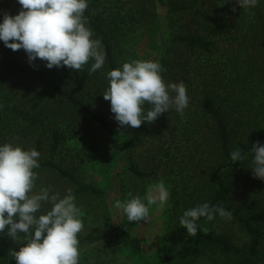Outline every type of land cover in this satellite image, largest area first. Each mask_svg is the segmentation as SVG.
I'll return each instance as SVG.
<instances>
[{
	"label": "rangeland",
	"instance_id": "obj_1",
	"mask_svg": "<svg viewBox=\"0 0 264 264\" xmlns=\"http://www.w3.org/2000/svg\"><path fill=\"white\" fill-rule=\"evenodd\" d=\"M164 1L101 0L93 12L108 25L117 68L134 60L158 61L165 86L183 84L189 97L183 114L173 110L155 124L120 126L110 111V101L103 98L109 87L105 62L94 72L90 70L94 60L79 71L54 67L51 78L55 82L72 90L110 121L112 132H107L52 92L41 104L42 115L28 113L29 98L38 91L35 84L0 71V144L11 142L27 150L35 148L39 160H52L79 183L97 190L75 195L84 224L78 234L79 264H165V257L179 251L184 234H173V227L183 207L174 202L191 200V195L196 204L206 202L208 175L222 163L214 122L200 106L204 95L215 99L217 108L228 119L234 144L264 128V13L259 11L264 0L247 10L236 0H206L199 4L223 21L222 34H217L210 23L185 14L172 15L169 22V7ZM9 2L12 9L14 3ZM216 7H224L225 11ZM175 36L202 37L210 43V52L184 49L173 41ZM145 107L151 106L146 103ZM144 128L155 130V134H148ZM53 134L58 136L59 145L51 156ZM251 167L248 159L235 173L226 169L220 174L230 189L231 208L257 203L255 209L246 208L244 215L264 209V182L254 177ZM131 168L146 176L136 175ZM36 173L37 192L50 187L63 197L68 189L73 195L77 189L52 170ZM159 183L168 187L170 197L165 206L149 209L148 222L129 224L122 212H114L115 201L140 198L145 202ZM50 208L51 204H44L37 215ZM260 229L261 246L257 255L249 257L251 264H264V227ZM202 234L228 238L242 251L247 250L250 241L233 218L218 214L205 221ZM23 243V235L13 241L7 228L0 233V264H16L12 251H19ZM178 259L182 260L172 264H243L248 258L225 256L205 243L201 255Z\"/></svg>",
	"mask_w": 264,
	"mask_h": 264
},
{
	"label": "clouds",
	"instance_id": "obj_2",
	"mask_svg": "<svg viewBox=\"0 0 264 264\" xmlns=\"http://www.w3.org/2000/svg\"><path fill=\"white\" fill-rule=\"evenodd\" d=\"M260 0H236L242 9L254 8ZM18 14H3L0 21V41L13 50L23 49L28 62L39 58L48 69L68 67L79 71L94 60L91 71L100 69L106 53L102 42L93 39L86 26L84 13L88 0H17ZM11 41V42H10ZM109 87L103 94L110 101V111L120 126L139 128L142 124H155L170 111L183 114L189 97L183 84L165 86L161 78V65L153 60L125 62L121 68L107 73ZM146 103L150 108H146ZM251 172L264 180V143L251 146ZM40 153L25 150L13 143L0 144V233L14 241L23 234L24 243L19 251H12L16 264H79L78 234L84 228L81 211L72 190L63 197L50 187L35 191ZM232 161L245 157L239 147L230 153ZM131 196V194H129ZM170 197L168 187L159 183L150 190L145 202L131 198L115 201L114 212H121L129 224L139 225L150 219L149 209L163 207ZM44 204L50 210L37 215ZM231 220V212L209 202L197 204L183 212L179 218L189 236L198 233L197 221H211L216 215Z\"/></svg>",
	"mask_w": 264,
	"mask_h": 264
},
{
	"label": "trees",
	"instance_id": "obj_3",
	"mask_svg": "<svg viewBox=\"0 0 264 264\" xmlns=\"http://www.w3.org/2000/svg\"><path fill=\"white\" fill-rule=\"evenodd\" d=\"M161 1L165 2L164 0ZM166 1L169 7L167 9V19L169 22H172V15L174 16L178 14H185L191 16L194 19L203 20L207 23H210L213 30L217 34L223 33V21L221 19H218L215 14H210L208 11L202 9V5H199L206 0ZM12 2L14 3V7L11 9V2H9V0H7V3H4V0H0V21H2L3 14L5 12L11 15L18 14L19 10L21 9V5L17 3V0H12ZM100 2L101 0H88V8L86 9L84 16L86 18V26L91 29L95 39H99L102 42L103 49L106 53L105 67L108 73L109 71L118 68L113 54L112 37L109 33L108 25L105 23V20L100 14H95L93 12V10ZM217 8H219L218 10L221 12L225 11L224 7H216V9ZM259 11L260 14L262 12L264 13V6H262ZM262 20L264 21V17L262 18ZM173 41L181 44L184 49H196V51L200 53L210 52V43L199 36H175L173 37ZM53 69L54 67L52 69H48L45 66L44 61L40 60L39 58H37V60L34 61L33 64H30L28 62L27 54L23 49L13 51L7 48L3 44V42L0 41V71L4 70L6 76L7 74L15 75L23 81L34 83L35 87L38 89L37 93L29 98L28 102L30 103V106L28 113L42 115L43 108L41 104L45 100L46 96L50 92H52L60 100L69 103L71 106L75 107L86 116L93 119L103 130L112 132L111 123L106 117L96 113L91 109L90 106H88L87 103L75 96L72 90L67 89L51 78ZM92 78L97 80L96 76H93ZM1 79L4 80L5 77H2ZM12 91L14 90L12 89ZM8 103H11L10 99ZM8 103H6V106H9ZM200 106L202 111L207 114L208 117H210V119L214 122L216 142L222 157V163L219 164L215 169H212L208 175L209 181L205 184L208 194V200L206 202H209L210 206L219 205L224 207L227 211L231 212L232 218L243 228L245 233L250 237V241L247 250L242 251L235 247L228 238L203 236L202 230L205 221L207 220L206 218H200L197 221V235L189 236L186 229L182 228L179 223V218L181 217L180 216L177 219V226L173 227V234L177 235L179 232L183 233L184 237L181 239V242L183 243L181 244L179 251L169 257L164 258L166 260L165 264H172L173 261L182 260L178 258H192L201 255L205 243H208V245L212 249H214V251L218 250L225 256L232 255L237 258H248L243 264H251V259L249 257L257 255L261 246L262 231L260 227H264V209L253 211L248 215H244L243 211L246 208L252 210L257 207V203L254 201L250 203V205L242 208H231V206L228 205L230 189L228 188L225 180L220 174L226 169H232V171L235 173L241 167L244 161L248 159L252 160L253 154L251 152V146L257 142L264 143V128L258 129L252 137L246 138L245 141H240L234 144L232 141L231 129L227 121L228 119H226V117L222 115L220 109L217 108L215 99H213L209 95H204L200 102ZM34 120L35 115L34 117L30 118L31 122H34ZM144 130L150 135L155 134V130L148 128H144ZM58 145L59 138L56 134H53V141L50 150L51 156H53L57 151ZM236 147H239L242 150V153L245 157L239 162L232 161L230 158L231 151H233ZM23 149L27 150L26 148ZM38 162L40 167L34 169L35 172L43 169H49L57 173L62 178H65L69 182L75 184L77 186V189L74 191V196L80 193L97 192V190L93 187L79 183L70 172L62 169L52 160H39ZM131 170L140 177L146 176L145 174L140 173L135 168H131ZM262 181L264 182V180ZM192 196L193 195H191V200L184 199L175 201V206L183 207V212L189 208L196 206L197 204L195 203V200L194 198H192ZM190 201H192L193 203H190ZM22 235L23 234H21L20 236ZM185 237H189V240L183 241Z\"/></svg>",
	"mask_w": 264,
	"mask_h": 264
}]
</instances>
